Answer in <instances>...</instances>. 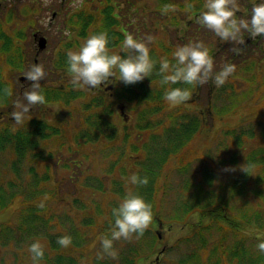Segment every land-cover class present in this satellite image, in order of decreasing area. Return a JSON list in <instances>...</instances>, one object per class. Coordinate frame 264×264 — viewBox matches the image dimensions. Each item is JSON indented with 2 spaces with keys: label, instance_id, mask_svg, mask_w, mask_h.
<instances>
[{
  "label": "trees",
  "instance_id": "obj_1",
  "mask_svg": "<svg viewBox=\"0 0 264 264\" xmlns=\"http://www.w3.org/2000/svg\"><path fill=\"white\" fill-rule=\"evenodd\" d=\"M189 2L194 7L186 10L185 0H162L158 6L152 9L154 19L146 23L147 25L140 33L141 35L133 34L138 40H144L148 35L154 37L153 43L148 44L151 58L157 62L161 57H167L171 60L172 52L177 46L202 41L213 57L215 70L219 68L216 71H219L223 64L229 63L235 64L236 68L245 67L259 77V71L264 66V39L260 38L262 44L259 47L257 39L253 41L247 37V33H244L245 44L241 46L244 50L236 55L230 51L232 45L222 42L212 32L196 24V17L204 10L205 0H189ZM253 2V0H238L240 10L237 12V17L248 18ZM164 5H175V10L165 14L162 12ZM158 69L159 64L157 63L152 76L134 85H127L130 87L129 93H126V85L121 82L120 87H118L121 98L112 103L100 97L91 98L87 99L89 101L80 109L67 115L58 114L49 121H45L46 119L42 117L26 116L25 128L0 131V154L3 155L2 158L0 156V167L12 165L8 169L2 167L0 170V209L8 207L17 198H21L20 209L15 216L14 224H11L12 222L3 223L0 226V247L11 248L14 255H17H15L17 260H23V258L31 260L28 251L19 257L18 253L20 250H27L29 246L24 248L21 246L22 243L31 244L38 239L44 246V258L40 264H78L77 259H80L85 253L82 254V250L86 251L87 244L92 243L93 239H98L100 235L109 234V227L113 222L112 210L109 217L104 221L107 208L103 201V195L106 193V185L112 183L115 188L111 192L120 193L122 198L125 196V190L132 187L134 193L151 205L153 213L152 224L144 236L135 240V243L132 241L133 246L129 244L124 248V250L127 249V256H123L122 264H135V257L139 252L142 253L145 249L154 248L156 234L153 224L157 226L160 224L162 221L161 214L174 218L190 214L196 210L194 206L197 201H200L198 200L199 197H201L200 202L203 204L200 213L205 214L210 211L213 214L207 222L202 224L200 221L201 223L197 222L193 226L187 237L189 249L184 254V258L178 261V264H204L205 259H207V264H264V255H261L255 248L260 240H264V185L259 187L262 183L261 177H256L254 183L250 175L236 170L232 173L229 172L225 176L226 181L222 184V189L227 187L226 192L230 191L232 194L226 193L224 200L223 192L218 194L210 189L205 192V185L218 183V178L207 168H204L205 172H194L195 175L193 174L194 178L200 179L198 183H193L194 193L185 196L191 185L190 182H187L185 185L186 193L177 195L173 199L170 209H165L169 176H163L164 167L173 156L179 158L181 150L196 132L199 120L189 112L186 106H181L182 108L179 110L168 112L166 119L153 121L152 115L166 104L163 99L164 88L160 86V77L156 74ZM114 76L119 78L118 71ZM260 76H264V70L260 72ZM172 87L190 86L176 84ZM201 87L192 88L191 99L185 103H192ZM55 93V97H45L46 102L58 100L61 102L64 99L58 96L61 93L60 89H55ZM207 94L212 96L209 86L207 87ZM259 95L249 97L251 98L250 101L258 99ZM241 97L245 98V96ZM234 98L239 99V96ZM97 99L103 100V103ZM69 100L70 98L66 97L65 102L68 103ZM119 101H122L126 108L136 116L135 128L132 126L129 128L127 124L119 126L114 122V105ZM147 102H152L157 106L141 109V106ZM237 106H234L232 102L231 109ZM221 112L222 109L219 110V113ZM72 115H76L80 120L76 125L66 119ZM174 125H183L188 132L187 136L180 139L178 133L173 132V144L163 146V136L168 137L169 130ZM81 126L84 127L81 128ZM68 127L77 134L70 135L66 131ZM132 131L138 133L133 134ZM149 131V136L144 139L155 140L158 143L157 146L149 147L146 143L137 146L136 143L144 141L140 133ZM253 136L251 131L248 134L240 132L235 139L239 141L240 145L242 137ZM103 137L107 138L109 145L113 142L121 144L122 141L127 142L133 139L134 144H132L131 149L132 153L137 156L128 155L124 157L123 152L120 151L122 155H118L110 165L109 171L107 169L105 172L109 174L111 171L117 170L119 179L105 183V177H95V181L98 180L96 189L85 184L82 188L89 189L88 194L85 196V193L82 192V194L74 195L65 186V182L61 181L64 176L61 177L60 168L64 167V162L61 161V156L57 154L54 146L71 145L75 140L78 143L82 141L83 144L88 145V143L98 141ZM73 138L74 140H72ZM62 141H65V144ZM140 147L146 148L145 153L140 152ZM260 147L258 146L249 154V162L253 165H264V151L260 150ZM231 160L230 164H235L239 160L240 165H242L239 153L232 155ZM129 161H132L131 169L127 166ZM26 164L33 165L27 168V172L32 176L22 177L20 173ZM6 172L13 173L9 177L10 179L4 176ZM134 173L142 178L147 177L148 184L146 186L127 184L125 179ZM6 179L9 182H6ZM25 179L33 180V182L26 184ZM70 179L75 182L70 181ZM81 180L83 178L78 176H68L66 181L74 185ZM249 187H252L251 192L257 196V199L252 200L255 202L247 201L246 205L248 206L245 207V210L237 212L238 218L223 211L228 195L235 193V195L244 196V191ZM204 194L206 199L202 203ZM215 197L222 201V205H218L216 211L206 209ZM94 198L97 199L93 200ZM51 201H53L52 204ZM41 203L44 204L43 208L39 207ZM57 205H66L69 209L67 212L71 216L64 213V218L70 220L67 227H63L58 222L60 218L56 217L57 212H59L56 211ZM103 215H105L104 218ZM252 223L256 224L254 230L248 226ZM241 226H247L252 231L245 234L241 230ZM64 235L72 238V243L67 248H62L56 243L57 238ZM134 246L138 248L136 249ZM88 264H112V260L107 257L102 260L98 259L97 253L96 257Z\"/></svg>",
  "mask_w": 264,
  "mask_h": 264
},
{
  "label": "rangeland",
  "instance_id": "obj_2",
  "mask_svg": "<svg viewBox=\"0 0 264 264\" xmlns=\"http://www.w3.org/2000/svg\"><path fill=\"white\" fill-rule=\"evenodd\" d=\"M157 0L151 1L147 4V9L144 11H139L135 15L133 14L132 21L134 26L132 29L136 30H142L147 25L146 23H149L154 19V15L152 14L153 9V3H156ZM116 54L120 55L121 51H116ZM219 68H216V70ZM52 73H49V76L55 79L56 81L59 80V77L62 76V73H56V70L53 68H50ZM264 70V66L261 67V70L259 71V77L255 75L254 72H251L250 70L246 69L245 67H237L236 72L233 76H231L228 80V82L225 83L222 87L217 88L213 83H209L208 85H204L199 89V95L200 97L196 100L195 105H189L187 108L191 110L194 114L197 113L200 116L199 110H203L204 118L205 119V125L200 126L197 134L193 138V140L190 143V149L187 147H184L181 150V155H179V158H176L177 156H174L170 158V162L167 161L166 165L167 167L163 171V176H169L168 179V191H167V197H166V205L165 209H170L172 206L173 199L181 194L186 193L185 192V185L187 182H190L191 185L186 193L185 196L190 195L191 193H194L193 189V183H198L200 181L199 178H194L193 174L194 172H205L204 168H207L209 171H211L217 178L218 183H214L211 185H205L204 190L205 192L208 191V189L217 192L220 194L223 192L224 200L226 197V193L232 194L230 191L226 192L227 187L222 189V184L226 181L225 176L230 172L233 171H225V169H235L238 172H242L239 170L240 162L238 160L235 164H230L232 162L231 156L234 154H237V152L240 151V158L242 161V165L245 163L252 165L251 172L249 173L252 182L255 183L256 177H261L262 183L259 185V187H262L264 185V165H253L251 162H249V154L255 150L258 146L260 147V150L264 151V142L259 143V137H261V132L263 130L264 126V76H260V72ZM12 82H15L13 79ZM57 85L59 84L56 82ZM209 86L210 90L212 91V96H209L207 94V87ZM27 87H22V92ZM259 95V98L254 101H249L246 98L251 97L253 95ZM245 96V98L237 99L234 98L236 96ZM114 97H121L117 90H115ZM228 97V98H227ZM206 98V100H205ZM234 98V99H233ZM233 99V100H232ZM100 101V103H103V100L97 99ZM232 100V101H230ZM89 100L81 98V99H75L71 100L69 102L73 103L71 107L66 105L63 101L60 103H55L50 106L44 105L41 108V111L46 115V117H51L56 114H69L72 113L74 110L80 109L86 102ZM234 104V106L238 105L234 109H231V104ZM240 105V106H239ZM157 106L156 104L152 102H147L144 104V106H141V109L145 107H152ZM171 108L174 109H181V105L179 106H171L169 104H165L164 107L157 112H155L152 115V119L155 122L156 119L162 121V119H166L167 111ZM222 109V112L219 113V110ZM37 113L39 109L37 107L33 108L32 111ZM221 114V116H217V114ZM68 121H71L74 125L80 121L76 115H72V117H66ZM134 123V117H132V120L128 125L129 128ZM123 124V123H122ZM238 126V127H237ZM84 126H81L83 128ZM237 127L236 129L239 132H244L249 129L253 130L255 133V139L252 137L245 138L243 140V145L246 147L245 150L242 151V148L240 147H234L233 144L232 147L229 146V142L225 139V131L228 128ZM70 135H76L77 133L70 127L66 130ZM160 131V130H159ZM173 132L178 133L180 139H184L188 132L186 131L185 127L183 125H174L169 130L168 137L163 136L162 143L164 145L171 146L173 144ZM133 134L138 133L136 131H132ZM236 134V133H235ZM74 140V138L72 139ZM130 141H133V139L128 140L127 142H121L118 145H116V153L115 155H111L112 159L115 160L118 155H122L120 151L123 152L124 157H127L128 155H134L136 154L132 153V149L130 145ZM62 143L65 144V141H62ZM108 141L106 139L103 140L102 144L98 147H95L94 144L88 143L86 145L83 144L82 141L80 143L77 142V140L73 141L71 145H64V146H54L57 154L60 155L61 159L65 158L66 156H72L73 158H76L78 162L81 164V168L84 169L86 172L89 170L90 173L95 174L97 177L102 178L105 177L106 182H109L114 179H119V172L115 170L114 172L110 174H106L105 172L110 167L111 163H107V152H104L106 150V144ZM263 146V147H262ZM94 147L96 150L94 151ZM239 149V150H237ZM146 148L140 147V152L145 153ZM192 151V152H191ZM103 152V153H102ZM179 153V152H178ZM3 156V155H2ZM1 156V158H2ZM82 161V162H81ZM131 162L129 161L127 166L129 169H131ZM32 164H26L24 165L20 175L22 177H29L32 176V174L27 172V168H29ZM12 166V165H11ZM11 166H3L5 169L10 168ZM33 166V165H32ZM61 174L65 175L64 179L61 180L62 182H65V186L69 188L71 193H76V195L79 194V191L77 189H82L85 193V196L90 191L89 189L82 188L85 184L91 185L94 189L97 188L96 181L92 178H84L83 180L77 182L74 186L69 182L66 181L68 178V175H66V171H64L63 168H60ZM187 170V171H184ZM13 173L6 172L4 173V176L7 179H10ZM15 175V174H14ZM61 175V177L63 176ZM106 175V176H105ZM195 175V174H194ZM6 179V182H9ZM126 180V179H125ZM205 180V178L202 180ZM73 181V180H71ZM33 180L25 179L26 184H31ZM74 187L75 189H73ZM114 185L112 183H109L106 185V193L103 195V201L105 204V207L107 208L106 212V218H104L105 215H103L104 221L109 217L110 211L123 199L122 196H120V193H112V189H114ZM251 188H247L246 191H244V196L240 194L233 193L234 195H228L227 199L225 201L226 206L224 212H228L229 215L238 218L239 214L238 211L245 210V207L247 201H252L253 199H257V196L251 192ZM133 188L129 187L125 190L124 195H126V192ZM174 194L171 195L170 194ZM82 193V191H80ZM97 198H94L93 200H96ZM205 194L202 200V203L205 202ZM201 201V197L199 199ZM200 201H197L195 203L196 210L191 212L190 214H184L183 216H178L177 218L169 217L168 215H163L162 220L164 221V225L161 228V239L164 241V247L166 248L173 246L171 251L166 252L163 256L161 255L160 261L157 263V260L155 259V256L157 253L154 254V252L151 254V257L149 258L150 263L154 264H174L176 260L182 256L185 252L188 251V234L191 233L193 226L196 225L197 222L205 223L209 220L210 216L213 214L210 211L206 212L205 214L200 213V209L203 206ZM20 202L21 198L16 199L11 205L9 204L8 207L4 209H0V226L5 224H14L15 222V216L17 215V212L20 209ZM51 204L53 201L50 202ZM71 205V204H70ZM222 205V201L218 200L217 197L213 198L209 206L206 209L210 210H217V207ZM68 207L66 205H57V212L56 217H59L60 220L58 221L63 227H67L70 224V220L68 218H64V213L67 216H71L70 213L67 212ZM186 215V216H185ZM172 222V224H176L177 226L175 228H172L167 222ZM200 222V223H201ZM199 223V224H200ZM255 223H252L248 226L254 230ZM241 230L247 234L251 232L252 230L249 229L247 226H241ZM227 235H230L227 233ZM239 236V234H238ZM1 241V240H0ZM183 241V243H181ZM95 242H97L95 240ZM135 243V241L133 242ZM210 244V242H208ZM28 243H22L21 246L26 248L28 246ZM98 246H100V241ZM124 242L121 243V241H117L114 244L115 249L118 251L121 249V247H124ZM146 247V246H144ZM27 250H20L18 253V257L21 254H26ZM85 251L82 250V254ZM88 253L83 255L84 258H88L89 254H92L94 250L87 251ZM81 255L80 253H78ZM120 252H118V255ZM16 255V254H15ZM14 252L9 247H0V264H31L30 259L23 260H17L15 257ZM17 256V255H16ZM140 256L144 257V251ZM139 256V257H140ZM148 260V259H145ZM90 262V259H83L80 260L79 264H84ZM204 264H207V259L204 260ZM142 264H146L143 263Z\"/></svg>",
  "mask_w": 264,
  "mask_h": 264
},
{
  "label": "clouds",
  "instance_id": "obj_3",
  "mask_svg": "<svg viewBox=\"0 0 264 264\" xmlns=\"http://www.w3.org/2000/svg\"><path fill=\"white\" fill-rule=\"evenodd\" d=\"M48 3L49 0H44L45 6ZM193 7L189 0H185L186 10ZM203 8L196 17V24L212 32L222 42L232 45L230 51L234 54L239 55L244 50L241 48L245 44L244 33L253 41L258 37L264 39V0L252 3L248 18L237 17L240 10L238 0H205ZM174 10L175 5H164L162 12L166 14ZM153 41L154 37L151 35L146 36L144 40H138L132 34H127L122 41L123 55H118L109 52L107 32L91 34L78 50H69L66 53L69 83L74 89H95L105 84L118 71L119 82L126 86L134 85L152 76L158 63L156 74L160 77V86L164 88L163 99L171 106H178L191 99L192 88L204 86L209 82L217 88L222 87L236 72V65L229 63L223 64L220 70L216 71L213 57L202 41L177 46L172 52L171 60L161 57L157 62L151 58L148 47ZM24 77L30 82V86L23 91L22 96L14 100L15 110L10 113L16 125H23L30 110L46 102L41 88V81L45 78L43 65H30ZM176 84L190 87H172ZM2 91L5 97L13 96L11 87H5ZM251 169L252 165L247 163L239 167V170L247 175ZM126 183L132 186H146L148 178L134 173L126 178ZM39 207L43 208L44 204L41 203ZM112 217L109 234L100 239L98 259L101 260L105 257L113 260L117 258L115 242L139 240L144 236L153 221L152 207L129 189L118 206L112 209ZM56 243L62 248H67L72 243V238L64 235L58 237ZM255 248L264 255V240H260ZM27 251L33 264H40L44 258V246L38 239L29 244Z\"/></svg>",
  "mask_w": 264,
  "mask_h": 264
},
{
  "label": "flooded vegetation",
  "instance_id": "obj_4",
  "mask_svg": "<svg viewBox=\"0 0 264 264\" xmlns=\"http://www.w3.org/2000/svg\"><path fill=\"white\" fill-rule=\"evenodd\" d=\"M151 1L154 0H49L45 6L44 0H0V128L5 121L20 126L14 123L10 113L15 110L14 100L22 96V87L30 86L24 77L30 65L44 67L43 94L50 88H66L63 94L74 97L70 93V88H74L69 83V75L60 76L56 81L49 76L50 68L57 74L66 71V53L78 50L84 40L98 32L108 33L110 54L119 52L110 46L115 44L112 35L142 33L132 29V17L146 10ZM115 86L116 80L111 77L95 89L85 88V95L110 98L115 95ZM5 87L13 90V96L6 101L2 91ZM31 113L32 109L27 115Z\"/></svg>",
  "mask_w": 264,
  "mask_h": 264
}]
</instances>
